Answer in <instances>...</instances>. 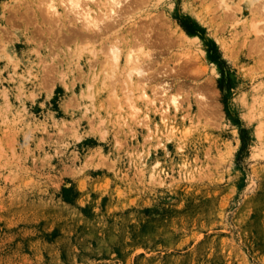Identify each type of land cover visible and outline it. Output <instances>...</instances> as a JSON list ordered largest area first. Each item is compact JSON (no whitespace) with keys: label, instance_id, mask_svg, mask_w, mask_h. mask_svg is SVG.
Here are the masks:
<instances>
[{"label":"rangeland","instance_id":"rangeland-1","mask_svg":"<svg viewBox=\"0 0 264 264\" xmlns=\"http://www.w3.org/2000/svg\"><path fill=\"white\" fill-rule=\"evenodd\" d=\"M122 1L0 0V264H264V0Z\"/></svg>","mask_w":264,"mask_h":264},{"label":"bare ground","instance_id":"bare-ground-1","mask_svg":"<svg viewBox=\"0 0 264 264\" xmlns=\"http://www.w3.org/2000/svg\"><path fill=\"white\" fill-rule=\"evenodd\" d=\"M84 1L85 0H70L71 9H72V11L75 12L76 15H79L84 20V22L86 23V27L88 29L91 28L92 30H97V29L101 30L100 25L103 23L102 22L103 18L106 20V19H109L110 17H113V16L109 15V13L113 14V15L118 14L117 10L119 9V7L124 2L122 0H100L99 1L100 5H101L100 13L102 12L101 13L102 14V18H101L102 20L99 19L102 22L100 24V21L97 18H95L93 15L94 10L91 8H87V5L89 6L93 3H95V0H86L87 1L86 7H84L82 5V2H84ZM226 7H227V9H230L229 6L226 5ZM48 10L53 15L58 14L54 4H52V3L49 5ZM114 18H115V16H114ZM116 40H117L116 43L112 44L110 46V51H111L110 54L113 55V59H114V60L112 59L113 63L116 62L118 64V62L120 61V58H121V51H120L121 42H120V39H116ZM128 61L134 67L133 71L129 74V79H132L131 75L134 72L138 73L139 75H142L143 71H142V67H141V61H140L139 57L135 55V52L132 50H130V52H129ZM117 64L115 66H117ZM143 91L145 92V90H143ZM162 94H164V96H165L167 94L166 90H164L162 92ZM143 96L148 99V102H150L154 108H158V104H157L158 100L156 99V95H155V97L150 98L147 95V93L145 92V93H143ZM164 100H166V99H164ZM162 105H164V104H162ZM172 106L173 107H170L168 104H167V106H161V111H162L161 120L164 122L165 129L167 131H169L172 135H174L178 132V129L174 125H172L169 121L171 120L172 111L174 113H178L180 111L179 102L176 99H172Z\"/></svg>","mask_w":264,"mask_h":264}]
</instances>
